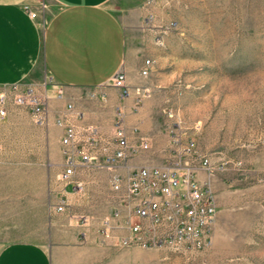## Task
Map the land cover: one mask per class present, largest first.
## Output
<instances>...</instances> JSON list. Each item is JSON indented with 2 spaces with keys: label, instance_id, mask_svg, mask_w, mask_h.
<instances>
[{
  "label": "rangeland",
  "instance_id": "1",
  "mask_svg": "<svg viewBox=\"0 0 264 264\" xmlns=\"http://www.w3.org/2000/svg\"><path fill=\"white\" fill-rule=\"evenodd\" d=\"M39 1L40 10L46 8ZM119 7V5H116ZM137 28L126 21L125 65L146 90L136 105L143 130L191 139L209 159L207 182L215 215L211 243L182 254L145 248L169 260L159 264H264V0H145ZM149 61V64H146ZM147 67L146 75L141 70ZM47 75L44 83H50ZM62 148L50 128L34 124L29 111L9 103L0 120V248L25 241L48 249L52 264H78L60 237L70 220L100 222L111 211L112 193L103 170L81 177L94 207L50 209L62 166ZM144 151V150H141ZM144 153L135 156L143 164ZM89 200V199H87ZM79 217V218H78ZM87 263V260H85Z\"/></svg>",
  "mask_w": 264,
  "mask_h": 264
},
{
  "label": "crops",
  "instance_id": "2",
  "mask_svg": "<svg viewBox=\"0 0 264 264\" xmlns=\"http://www.w3.org/2000/svg\"><path fill=\"white\" fill-rule=\"evenodd\" d=\"M39 1L0 0V91L17 85L22 90L30 88L46 95V127L57 135L58 144L62 129L54 120L71 104L72 121L76 125H91L100 135L101 142L95 150L99 156L115 148L111 141L113 123L120 111L129 147L138 149L140 140L148 145L147 150L132 155L128 164L140 166L134 157L144 153L141 165H162L167 158L166 138L162 140L156 131L143 130L141 111L134 104L132 89L139 79L125 76V84L131 90L128 97H121L109 84L125 65V22L131 28L138 27L143 20L145 0H43L47 5L44 10L39 9ZM27 8L35 12V18L29 17ZM46 75L50 83H44ZM120 173L124 176L126 170L121 169ZM86 178L89 184L95 182L90 174ZM68 197L72 206L79 207L87 202L94 207L98 201L83 189ZM100 222L87 218L84 222L70 220L68 225L73 231L60 237V243L68 245L61 251L75 254V249L70 248L81 245L76 249L78 257L73 258L78 264H159L169 260L159 252L145 260L144 249L119 246L118 238L127 233L120 218H112V237L103 239L97 231ZM171 260L180 262L179 258ZM52 261L48 249L36 243L15 241L0 248V264Z\"/></svg>",
  "mask_w": 264,
  "mask_h": 264
},
{
  "label": "built area",
  "instance_id": "3",
  "mask_svg": "<svg viewBox=\"0 0 264 264\" xmlns=\"http://www.w3.org/2000/svg\"><path fill=\"white\" fill-rule=\"evenodd\" d=\"M27 13L30 18H35L34 11L27 8ZM140 73L146 75L147 67ZM109 84L121 97L131 93L120 71ZM133 93L136 106L146 95V90L135 88ZM9 103L26 108L34 124L47 126L46 95L30 88L22 90L17 85L0 91V120L6 117ZM71 110V104H67L66 111L54 120V124L62 129L63 164L56 175L57 188L50 204L53 212L62 213L72 206L68 195L83 189L81 177L88 171L103 170L113 198L110 214L101 219L97 229L103 239L112 237V218H120L127 229L126 235L118 238V245L122 247L164 248L186 255L210 245L215 202L207 182L201 184L195 177L198 170H202L206 178L210 176L209 159L196 151L193 140H181L171 134L167 158L162 165L131 166L129 158L140 150H147L148 145L140 140L138 149L129 147L120 111L113 123L111 141L115 148L99 156L95 150L101 138L96 128L76 125L70 116ZM121 169L126 170L124 176ZM80 218L82 222L86 220L84 216Z\"/></svg>",
  "mask_w": 264,
  "mask_h": 264
}]
</instances>
